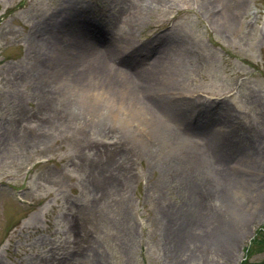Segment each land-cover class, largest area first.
<instances>
[{
  "label": "rangeland",
  "instance_id": "rangeland-1",
  "mask_svg": "<svg viewBox=\"0 0 264 264\" xmlns=\"http://www.w3.org/2000/svg\"><path fill=\"white\" fill-rule=\"evenodd\" d=\"M67 1L0 0V264H181L187 257L191 264H264V205L229 242L228 218L213 199L239 174L250 175L251 199L264 196V0H244L239 11L236 0L141 1L137 16L128 0H81L83 10L70 20L105 60L107 75L126 76L145 107L159 99L175 113L193 101L211 108L213 130L188 117L189 132L199 133L189 138L195 147L205 137L218 146L208 136L214 131L229 133L236 146L256 140L250 150L261 173L243 167L239 150L217 158L221 175L200 188L212 196L211 225L177 214L196 204L198 181L182 175L187 159L152 130V120L132 115L135 104L58 88L55 51L67 29L51 33L49 24ZM127 12L133 15L121 29ZM178 43L190 47L192 67L156 71L160 47ZM143 75L162 79L167 92L148 95L144 86L143 93ZM154 107L157 120L163 112ZM221 109L236 125L231 130L215 118ZM229 197L243 206L242 196ZM213 233L207 244L195 239ZM176 235L186 244L181 257Z\"/></svg>",
  "mask_w": 264,
  "mask_h": 264
},
{
  "label": "bare ground",
  "instance_id": "bare-ground-1",
  "mask_svg": "<svg viewBox=\"0 0 264 264\" xmlns=\"http://www.w3.org/2000/svg\"><path fill=\"white\" fill-rule=\"evenodd\" d=\"M76 1L77 4L82 2L81 0ZM76 1L69 0L66 3L64 2L62 6L63 10L61 11V13L57 18V15L55 14V17L51 18V25L49 24V26H55L56 24L54 22H56L58 24L57 26H60L56 32L61 31L62 29H64V27L67 29V35L65 36L62 45L57 49V51H55L56 60H58L59 62V67H57V70L55 71V79L58 82V88L61 90L71 89L73 91L76 90L77 92L92 91L93 93L97 92L103 95H112L113 97L125 99L126 101L135 104V108H133L132 110L131 108H129V111L132 113V115H134L136 118H140V116H143L142 118L146 120H152V122L154 123L151 126L152 130L157 132L159 136L168 139L167 141H170L171 145L176 148L175 151H180L185 159H187L183 166L184 172L182 173V175L186 176V178L195 177L198 181L199 186L196 185V188H199L196 190L193 189L194 187L191 188V191H194L195 198L197 199L196 204L185 206V208H182L180 211L177 210V214L180 213V217H182L181 219H190L193 215H198L200 223L206 224V222H208L211 225L208 216L210 212L208 206L210 205V200H212L210 198L212 196L207 197L205 193L203 194L200 191V188L207 187L210 184V181L207 180L210 176L218 177L221 175V168L216 167L215 165L217 158L219 161H227L229 158H231L232 154L236 153L239 150H244L245 153L238 158L243 164V167L248 166L247 171L250 170V173H261L260 166H262V163L258 162V159L255 158V153L250 150L251 147H254L256 140H253L252 138H249L248 140L245 139L242 141V144H237L236 146L235 144L233 145L234 138H232L229 133L227 134L225 139L223 138V136H217L218 133L214 131L208 136L212 137V139H216V141L219 142L218 146L210 144V139L208 137H205V139L203 140L206 142H203L202 146L200 142V144L195 147L194 140L189 138L194 134L199 133L195 131L193 133L189 132L190 130L187 129L189 121L188 117L192 116L194 117L195 121L197 120V129L207 130L209 125L206 124V118H210V115L213 112L209 107H207L205 111H202V107H204V105H201V103H197L195 101H193V103L189 104L188 106L181 107V111L175 113L173 112L174 110H172L167 101L154 99L152 100L153 105L158 106L159 110L163 112L161 115H159V118L155 120L154 114L152 113L156 108L151 103L150 105L146 104V107L145 105H142V102L139 101L137 97H135L136 93L130 91V87L124 84L125 81L127 82L126 76L123 80L124 82H122L119 81L117 77L115 78L114 76H111V74L107 75V72L104 71V68H101V66L106 63L105 60L100 55H98V51L94 47H90L89 43L83 36H81L79 33H76V27L70 20L72 19V17H76L77 14L75 15V13H80L82 9H74L73 11L69 10V7L76 5V3H74ZM141 1L153 2L155 0H128L127 8L133 10L135 9V7H138V3H140ZM243 2L244 0H236V2H233L232 6L234 11H239L244 4ZM67 11L69 13L66 15V17L62 18V16ZM133 11H135L137 16L138 10ZM131 15H133V13L131 14L129 12L120 15V18L118 19L121 21L122 25L119 26V28L124 29L129 26V20L127 18L131 17ZM67 24L68 26L66 27ZM86 27L88 28L87 24ZM49 32L55 33L53 28H49ZM111 32H113V30H111ZM190 52V47L185 43H178L174 45L169 44L164 47H160L154 58L155 61H157L156 71H163L164 68L174 69L177 67H192L193 63H195V59L191 57L192 54ZM143 74L147 75L148 73L146 71H143ZM146 75L142 76V81L140 80V85L143 87V93L144 86L145 91L148 95H150L151 91L154 92V89L156 88H160L164 93L167 92L168 88L165 87V82H163L162 79H158L157 81H155V83H152L149 77L146 79ZM127 86L128 88H126ZM215 114L217 115V117L215 118H217L216 120H218L219 124L225 126L230 130L234 126H236L235 123L231 120L230 115H227L225 110H217ZM174 122L178 123L177 127L183 129V131L180 130L179 135H177L176 130H174ZM184 123H186L185 126ZM210 129L213 130L214 127ZM231 139L233 143L229 142L228 144V141ZM185 145H187V148L185 147ZM225 151H228V153L226 154L227 156H225L226 158L223 157V155L221 156V154ZM176 171L179 172V169L177 168ZM250 179V175L248 176V174H239L236 178H231L228 184L229 186H222L220 188L222 192L219 193L218 189V191H216L213 195V199L215 196L217 198V201L220 203L217 206V211L220 212V215L223 211L221 217H223L224 219L228 218V224L226 223L224 231L229 233V242H231V240L234 238L233 231L237 230L240 227H243V224L247 221V219H251V217H253L250 216V213H258V211L262 209L264 205L263 194L251 199L253 188L249 185ZM225 189L227 190V193L225 192ZM232 192H235V195L237 197H243V206H241V203L229 200L230 193ZM166 209L167 211H170L169 207ZM206 212H208V214H206ZM212 215H214L213 217L216 221V217L219 215V213H214ZM229 218L231 224H229ZM218 223L219 222H216V224ZM214 235L215 233H213L212 235H206L205 237H195V239H197L201 243V245H204L218 237V235H215V237ZM175 240L179 241L174 244L179 247L180 251H176L175 254L176 256L181 257L187 252L186 251L184 254L182 252V248H186V244L181 242V235H176ZM225 241H227L226 237L222 235L221 243H224ZM214 243L216 244V242ZM200 254H202V251ZM193 259V257H187L186 260H184L181 264H191L193 262Z\"/></svg>",
  "mask_w": 264,
  "mask_h": 264
}]
</instances>
